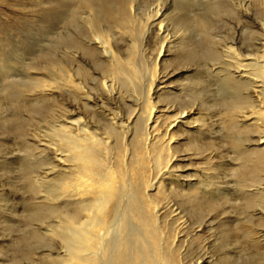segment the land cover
<instances>
[{"label": "bare ground", "instance_id": "6f19581e", "mask_svg": "<svg viewBox=\"0 0 264 264\" xmlns=\"http://www.w3.org/2000/svg\"><path fill=\"white\" fill-rule=\"evenodd\" d=\"M256 2L264 9V0ZM54 3L50 12H56L61 26L57 43L69 42L72 45L70 51L62 49V56L70 57L72 63L78 64L79 60L74 59L78 55L76 50L81 41L76 36L79 37L85 30L89 40L86 46L80 45L82 50L92 53L101 72L112 76L109 79L101 78L103 80L98 84L101 93L109 98L115 91L116 82L135 89L132 82L138 74L135 65L128 61L122 64L125 59L122 60L118 50L116 52L111 45L112 35L127 32L132 37V32L143 26V23L141 26L136 24L132 0H54ZM151 11L153 22L162 16V9L158 4ZM199 22L204 25L203 17H199ZM158 32L163 40L159 56L163 45L170 39L161 24L158 25ZM258 35L261 50H257L259 55L241 54L235 48L234 38L231 42L222 43L220 50L226 61L221 65L223 69L216 71V78L213 80L218 94L228 88L232 91L226 110L232 118L229 122L239 132L235 138L237 147L243 139L245 143L251 141L257 146L247 153L244 163L241 159L243 171H238L240 180L237 183L241 187L235 198L243 199L245 210L247 213L250 211L248 221L253 217L257 219V225L253 226L251 222V231L245 234L255 255L252 259L248 257L242 264H264V250L256 251L258 244L264 242V231L261 230L264 229V22ZM208 41L210 46L213 41ZM132 47H135L134 43L126 52L128 57L132 55ZM52 52L53 49L48 47L35 60L38 58L41 64L48 61L53 67L56 63L50 61ZM7 58L0 55V82L3 84L4 98L14 101L24 97L26 93L25 97L34 102L51 96L44 78L34 77L28 71L38 70L33 65L34 59L23 65L21 62H10ZM59 62L56 71L58 78L54 75L49 81H58L57 85L63 94L71 91L74 96L87 102H92L93 99L96 101L94 97H88L84 82L80 83L83 74H79V65L74 66V75H70L66 70V66H69L67 62ZM10 63L19 70L27 71L21 73L25 80L12 78ZM126 67H130L131 72H127ZM155 67H152L149 90L141 101L143 107L140 112H132L133 116L130 119L128 117L129 120L115 113L112 115L101 112L107 124L100 130L101 128L94 127L77 114L63 109V115L68 114L63 122L48 124V136L43 132L39 135L42 148L52 152L55 162H51L57 164L49 170L48 175L34 178L35 202L29 206L32 211L30 219L43 226V233L41 235L35 232L31 236L37 240L36 243H48L51 247L58 245L61 248L56 261L50 259L52 257L49 255L46 256L52 263L192 264L186 261L185 244L190 232L195 231V224L182 220L181 214L186 213L193 218L205 211L203 208L213 210L220 205L219 202H230L229 193L218 188L219 184L213 180L210 179V183L204 177L194 182L184 181L174 170L176 157L172 151L174 137L171 132L178 123L180 126L186 123L188 113L182 111L169 120L166 113L154 108L151 103L154 94L151 91L156 80ZM199 83L204 85L202 81ZM92 103L95 105L97 102ZM86 106L88 104L83 105L88 108ZM163 118L166 123L161 125ZM41 161L47 162L46 159ZM206 203L208 204L203 207ZM46 219L49 220L48 223L44 222ZM201 224L197 227L201 228ZM225 235L227 233L222 236ZM199 259L193 264L204 263L202 261L205 259ZM223 260H228V264L234 261L237 264L236 259L232 260L226 253Z\"/></svg>", "mask_w": 264, "mask_h": 264}, {"label": "rangeland", "instance_id": "374dc122", "mask_svg": "<svg viewBox=\"0 0 264 264\" xmlns=\"http://www.w3.org/2000/svg\"><path fill=\"white\" fill-rule=\"evenodd\" d=\"M154 4L162 9V16L153 22L151 9ZM132 5L136 24L143 23L144 28L142 26V31L136 28L139 32L134 30V34L132 32L130 35L132 37L127 32L112 35L111 45L116 52L118 50L122 60L125 59L122 64L128 61L135 65L138 71L132 80L135 89L116 82L115 91L108 98L101 93L98 84L112 76L101 72L91 52L88 54L86 50H82L80 45L86 46L89 40L85 30L79 37L76 36L81 41L76 50L78 55L74 59L79 60L78 64L72 63L70 57L62 56V49L70 51L72 45L69 42L57 43L61 26L56 12H50L55 6L54 0H0V55L8 57L10 62H21L23 65L34 59L33 65L38 70L28 71L34 77L44 78L48 90H51V96L44 97L43 100L33 102L25 97V93V98L13 101L4 98L3 84L0 82V264H55L46 256L49 255L52 257L50 259L56 261L58 253L61 252L58 245L51 247L48 243H36L37 240L31 236L35 232L43 233V226L30 219L32 211L29 206L35 202L34 178L48 175L49 170L57 164L51 162L52 152L42 148L39 135L42 132L46 134L51 123L63 122L68 116L63 115V109L77 114L82 120L101 128L100 130L107 124L101 112L130 119L135 111L140 112L143 107L141 101L149 90L154 66L156 80L152 89L155 90L151 91L154 94L151 100L154 108L166 113L169 120L182 111L188 113L186 123L183 126L178 123L171 132L174 137L172 151L176 157L174 170L184 181L194 182L204 177L208 182L213 180L219 184L218 188L229 193L230 199V202H219L216 209L203 208L205 211L194 216L196 218H190L186 213L181 214L182 220L195 224V231L190 232L189 240L185 244L186 261L193 264L201 258L205 259L203 264H228V260H223L226 253L232 260L236 259L237 264H242L248 257L252 259L255 255V250L245 234L251 231V222L253 226L257 225V219L253 217L248 221L251 213L245 210L243 199H236L235 195L239 194L241 187L237 183L240 180L238 171H243L241 159L244 163L247 153L257 146L251 141L245 143L243 139L237 147L235 138L239 132L229 122L232 118L226 110L232 91L228 88L229 90L218 94L213 80L216 78V71L223 69L221 65L226 61L220 50L222 43L231 42L234 38L235 48L241 54H260L257 51L260 50L258 34L264 22V9L256 0H132ZM177 16L178 19L175 20ZM199 17H203L204 25L199 22ZM159 24L163 26L170 40L163 45L158 56L163 42L158 32ZM208 40H212L215 45L209 46ZM133 43L135 47H132V55L128 57L126 52ZM48 47L54 52L50 59L56 63L53 67L48 61L41 64L38 58L35 60ZM58 62H67L72 67L66 66L70 75H74V66L79 65V74H83L80 83L84 82L88 97L96 99L92 101L97 102L95 105L74 96L71 91H64L63 94L57 85L58 81H49L54 75L58 78ZM11 66L12 78L25 80L21 74L24 69L19 70L14 64ZM126 70L131 72L130 67H126ZM129 80L131 81L130 78ZM201 81L204 85L199 83ZM84 104H88V108H84ZM164 119L161 125L166 123ZM44 159L47 162L41 161ZM48 221L44 220L47 223ZM199 223H202L201 228L197 227ZM197 231L199 232L193 236ZM225 233L227 235L223 237ZM258 246L256 251L264 250V242Z\"/></svg>", "mask_w": 264, "mask_h": 264}]
</instances>
